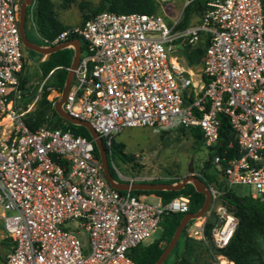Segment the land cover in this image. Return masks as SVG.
Here are the masks:
<instances>
[{
  "label": "built area",
  "instance_id": "built-area-1",
  "mask_svg": "<svg viewBox=\"0 0 264 264\" xmlns=\"http://www.w3.org/2000/svg\"><path fill=\"white\" fill-rule=\"evenodd\" d=\"M20 1L0 0V220L11 241L0 264H135L131 249L160 236L164 214L187 212L189 197L145 200L147 193L118 189L107 180L91 136L70 126L27 125L30 106L20 105ZM155 1V12L100 10L47 42L80 39L61 106L89 121L109 153L126 127H198L221 185L205 183L209 205L186 222L185 236L207 243L212 218L211 243L223 247L238 217L222 194L246 184L264 201V0H207L181 26L164 8L173 0ZM182 1L183 7L191 2ZM199 41H206L201 60L187 64L183 49ZM60 93L53 91L52 105ZM221 117L233 137L217 151ZM232 147L236 153H229ZM109 161L115 181L146 180Z\"/></svg>",
  "mask_w": 264,
  "mask_h": 264
},
{
  "label": "trees",
  "instance_id": "trees-1",
  "mask_svg": "<svg viewBox=\"0 0 264 264\" xmlns=\"http://www.w3.org/2000/svg\"><path fill=\"white\" fill-rule=\"evenodd\" d=\"M206 1L207 0H191V2L187 3L183 7L182 16L180 17L178 25L181 26L187 24L191 21L193 16L196 17L200 15L204 10ZM106 2L107 3L105 5L96 9L94 13L100 11V9L113 10L117 12H155L159 10V5L155 0H106ZM29 8L32 11L36 31L42 37L43 44L50 42L61 30L67 27L53 17L51 0H33V3L29 5ZM205 44L206 41H199L195 46H186L183 49V55L186 58L187 64H193L201 60ZM71 59L72 54L70 53V50L63 47L46 54L45 58L40 62L42 74L46 75L51 71L50 76H53L55 79V83L59 90L62 89L65 82L68 71L66 66L71 64ZM21 86L24 90L26 89L23 77L21 78ZM47 94L48 91L44 90L39 106L33 111V113H29L28 117L25 119L27 125L31 129H35L40 125H47L50 127L70 126L76 133L90 136L87 129L83 125L72 123L61 117L54 110L52 101L46 98ZM176 129L180 131L187 130L196 140L202 141L201 133L198 127H178ZM219 137L221 146L217 147V151H221V148L225 147L229 140L233 137L230 131V125L225 117H221ZM105 150L110 172L115 178L116 173L110 164V156L111 158L117 157L122 161H128L132 159L133 155L126 153L124 151V143L115 139L112 140L111 153L108 152L107 148H105ZM233 152H237L234 147L229 149V153ZM95 153L98 154L96 147ZM211 158L212 152L208 151L207 159L205 160L198 176L206 184L213 183L220 186L221 182L217 179L218 173L211 162ZM148 181L174 182L175 180L172 178H154ZM237 185L238 184L231 186L224 192V194H222V201L225 206L238 217L237 225L226 245L223 247L213 248L217 253L232 261V264H264V256L260 247V241L264 242V201L253 196L251 192L244 194L238 193L235 189V186ZM131 192L147 194L152 193L159 196L163 200L170 199L171 197L179 194L187 195L189 197L188 211L198 210L204 201V194L197 191L191 182H186L185 185L179 189H131ZM183 214L184 212H170L163 215L161 219V237H156L147 243L137 244L131 249V256L135 260V264H153L163 251L165 245L168 243ZM212 224L213 219L210 218L206 222L205 226V235L210 243ZM180 236H185V226L183 227ZM162 239L165 241L164 244H161ZM4 241H8L10 248V239L8 237H4ZM178 246L179 241L177 240L161 264H166V259L172 253L177 252ZM177 262L179 264H196L182 255L178 256Z\"/></svg>",
  "mask_w": 264,
  "mask_h": 264
},
{
  "label": "rangeland",
  "instance_id": "rangeland-1",
  "mask_svg": "<svg viewBox=\"0 0 264 264\" xmlns=\"http://www.w3.org/2000/svg\"><path fill=\"white\" fill-rule=\"evenodd\" d=\"M51 1L53 17L67 27L82 22L86 17L94 14L96 9L107 3L106 0ZM164 8L170 17L180 18L182 16L183 1H170L165 3ZM193 17L195 18V16ZM25 34L37 44L45 45L42 37L36 31L29 5L25 13ZM66 48L72 54L73 48ZM23 54L25 65L21 76L24 78L26 89L20 105L23 107L30 106L29 113L31 114L39 106L44 90L48 91L46 98L50 100L53 91L59 89L53 76H50L51 71L48 72L49 74L47 73L48 75L46 74L47 77L41 72L40 62L45 58V54L27 47H23ZM3 126L1 125L0 129ZM113 139L122 141L124 151L133 155L132 159L128 161L113 157L112 160L116 168L123 174L143 175L146 180L156 177H168L178 181L187 173L198 175L208 156V150L202 141L196 140L187 130H155L147 126H132L121 130ZM235 189L240 194L249 193L251 190L250 186L246 184H238ZM155 199L156 196L152 193L147 194L145 197V200ZM71 223L75 224V221ZM161 230L160 227L156 235L161 237ZM77 234L83 245L87 246L89 238L83 227H79ZM178 241L177 252L168 256L166 264H179L177 262L179 255L196 264H219L221 259L226 260L225 264H232L226 257L217 253L210 242L205 243L188 236H179ZM164 243L165 241L162 239L161 244ZM260 247L264 256V242L260 241ZM8 249L9 244L8 241H4L2 221L0 220V261L6 255Z\"/></svg>",
  "mask_w": 264,
  "mask_h": 264
},
{
  "label": "water",
  "instance_id": "water-1",
  "mask_svg": "<svg viewBox=\"0 0 264 264\" xmlns=\"http://www.w3.org/2000/svg\"><path fill=\"white\" fill-rule=\"evenodd\" d=\"M32 2L33 0H21L19 4V29H20L22 42L25 47L37 50L43 54H48L57 49L66 47L69 44H72L74 46V55H73L72 62L70 64V68L67 71L65 82L61 89L60 97L54 101L53 108L61 117L65 118L66 120L72 123L83 125L87 129L88 133L90 134V136L93 138L95 142V146L97 148L98 154L101 159V164L104 170V174L107 180L109 181V183L118 189H128L129 188V189L147 190V189H179L183 187L186 182H191L197 191H200L204 194V201L201 207L196 211H187L182 215L168 243L165 245L163 251L158 256V258L153 262V264H161L166 258V256L169 254V252L171 251L175 243L177 242L186 222L190 218L201 216L204 213V211L207 209L209 202H210V198H211L210 190L206 187L204 181L198 175L194 173H187L180 180L175 181V182H165V181L151 182L148 180L128 182V181H115L114 180V177L109 169L106 150H105L102 138L98 135L96 130L91 126L89 121L84 120V119H78L70 115L61 106V103L63 102L68 92L70 83L74 75L73 68L76 66L78 59H79L80 49H81L80 39L70 38V39L59 41L57 43H53L50 45H39L36 42L30 40L25 34V13L27 10V6L30 5Z\"/></svg>",
  "mask_w": 264,
  "mask_h": 264
},
{
  "label": "crops",
  "instance_id": "crops-1",
  "mask_svg": "<svg viewBox=\"0 0 264 264\" xmlns=\"http://www.w3.org/2000/svg\"><path fill=\"white\" fill-rule=\"evenodd\" d=\"M45 45H47V44H45ZM71 45H72V44H69V45L66 46V47H71V48H73V51H72V59H73V55H74V46L72 45V46H73V47H72ZM45 55H46V54H45ZM72 59H71V62H72ZM48 74H49V73H48ZM48 74H47V75H48ZM47 75H46V77H47ZM46 77H45V78H46ZM228 261H229V260H228ZM231 262H232V261H231Z\"/></svg>",
  "mask_w": 264,
  "mask_h": 264
},
{
  "label": "bare ground",
  "instance_id": "bare-ground-1",
  "mask_svg": "<svg viewBox=\"0 0 264 264\" xmlns=\"http://www.w3.org/2000/svg\"><path fill=\"white\" fill-rule=\"evenodd\" d=\"M226 263V260L225 259H221V263L219 264H225Z\"/></svg>",
  "mask_w": 264,
  "mask_h": 264
}]
</instances>
